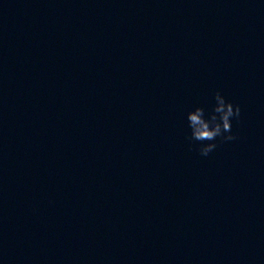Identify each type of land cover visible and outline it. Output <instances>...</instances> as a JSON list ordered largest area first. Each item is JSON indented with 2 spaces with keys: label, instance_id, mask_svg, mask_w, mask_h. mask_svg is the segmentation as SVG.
<instances>
[{
  "label": "clouds",
  "instance_id": "9594fccd",
  "mask_svg": "<svg viewBox=\"0 0 264 264\" xmlns=\"http://www.w3.org/2000/svg\"><path fill=\"white\" fill-rule=\"evenodd\" d=\"M214 104L206 114L203 106H196L186 115L190 134L187 136L190 150L195 148L201 156H208L218 146L219 142L237 139L232 131V121H237L241 115L239 104L226 99L220 91L213 93Z\"/></svg>",
  "mask_w": 264,
  "mask_h": 264
}]
</instances>
